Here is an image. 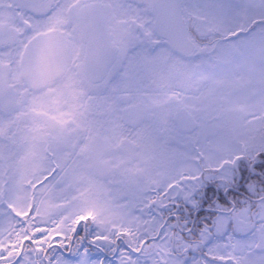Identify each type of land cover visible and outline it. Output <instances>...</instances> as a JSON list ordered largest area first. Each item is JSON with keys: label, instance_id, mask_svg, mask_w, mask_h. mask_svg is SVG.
Here are the masks:
<instances>
[{"label": "snow or ice", "instance_id": "1", "mask_svg": "<svg viewBox=\"0 0 264 264\" xmlns=\"http://www.w3.org/2000/svg\"><path fill=\"white\" fill-rule=\"evenodd\" d=\"M0 264H264V0H0Z\"/></svg>", "mask_w": 264, "mask_h": 264}]
</instances>
